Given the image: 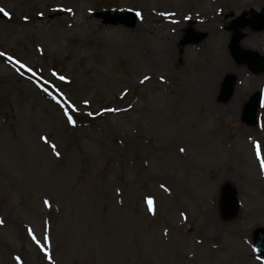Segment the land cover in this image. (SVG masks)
Returning a JSON list of instances; mask_svg holds the SVG:
<instances>
[{"label":"rangeland","instance_id":"rangeland-1","mask_svg":"<svg viewBox=\"0 0 264 264\" xmlns=\"http://www.w3.org/2000/svg\"><path fill=\"white\" fill-rule=\"evenodd\" d=\"M263 5L0 0V264H262L250 247L264 231V70L228 44L236 32L264 58V24L239 17ZM128 8L129 28L92 15ZM186 27L204 37L181 45ZM226 78L236 92L219 101Z\"/></svg>","mask_w":264,"mask_h":264},{"label":"water","instance_id":"water-1","mask_svg":"<svg viewBox=\"0 0 264 264\" xmlns=\"http://www.w3.org/2000/svg\"><path fill=\"white\" fill-rule=\"evenodd\" d=\"M93 16L95 17H99L103 19V22L105 24L110 23V24H118L121 23L123 24V26L125 27H132L134 25V23L136 22L137 19V13L131 9H128L127 11H122V12H100V11H95L93 13ZM255 19V18H253ZM187 34H186V38L184 40V42H182V44L188 43V42H195V41H199L202 37V35L199 36H194L191 34L190 29H186ZM237 44V40L234 39L231 41V51L232 53L238 58H241V54H239V49H238V45ZM247 59L249 60V64L250 66H253L254 69L256 71H261L264 68V62L259 60L257 58V56L255 55H250L247 54ZM261 61V62H260ZM231 84H232V79H227L223 86H222V92H221V99H225L226 97H228L231 93ZM259 95L258 93H255V95L253 96V101L250 108V113H245L243 115V119L248 122L249 124H254L255 123V112H256V106L258 104L259 101ZM248 108V107H247ZM223 193H227V196H225L224 200H225V206L228 207L229 209V215H233L236 213V207L238 206V202L237 200L234 198L233 194L231 193L232 190L230 189V187L228 185H225L223 188ZM224 206V207H225ZM259 246H260V253L262 254L263 258H264V242L259 241Z\"/></svg>","mask_w":264,"mask_h":264},{"label":"bare ground","instance_id":"bare-ground-1","mask_svg":"<svg viewBox=\"0 0 264 264\" xmlns=\"http://www.w3.org/2000/svg\"><path fill=\"white\" fill-rule=\"evenodd\" d=\"M261 3H264V1L263 0H260V5H261ZM264 6V5H263ZM232 11H234L235 10V6H233L232 7V9H231ZM245 11V9H243V12ZM239 45H241V47H243V48H245V49H251L252 47L251 46H249L250 44H248V43H244V41L242 40V41H240V43H239ZM153 53V52H152ZM161 59L162 61L163 60H165V57L164 56H159V55H155L154 53L152 54V57H151V60H153L155 63L158 61L157 59ZM177 58H178V56L174 53V57H173V59H176L177 60ZM231 62L229 63V65L228 66H226L225 67V69H230V68H232V66H231ZM211 81H208V83L204 86V87H202L201 89H203L202 90V94L201 95H203L204 96V99H209L210 97H209V95H207V94H209V91L210 92H212V90H211ZM234 91L236 92V89L234 88V90H233V93H234ZM209 97V98H208ZM220 200H221V196H220ZM221 202H222V200H221ZM214 215L215 214H213V213H211V218H210V220L212 219V220H215L216 221V218H214ZM213 217V218H212ZM217 222V221H216ZM218 223H220V222H218ZM221 224V223H220ZM222 225H223V223H222ZM224 226V225H223Z\"/></svg>","mask_w":264,"mask_h":264},{"label":"snow or ice","instance_id":"snow-or-ice-1","mask_svg":"<svg viewBox=\"0 0 264 264\" xmlns=\"http://www.w3.org/2000/svg\"><path fill=\"white\" fill-rule=\"evenodd\" d=\"M69 11H71L70 9H69ZM0 13H3L5 16H8L9 15V13L8 12H6L5 11V9L4 8H0ZM0 55H5L4 53H0ZM9 59H11L10 57H9ZM16 63H20V61H16ZM21 67H26L25 65H23V64H21ZM28 71L29 72H31L32 71V69L31 68H28ZM61 80H64V79H66L65 77H63V76H61V77H59ZM145 79H148V77H145ZM65 115H68L67 114V112H65ZM68 121H69V123H75V121L72 119V117L69 115L68 116ZM180 151L181 152H183L184 151V149L183 148H181L180 149ZM57 155H59V153H57ZM262 166H264V162H262ZM45 203L47 204L48 202L47 201H45ZM150 205L152 204V201L151 200H149V202H148ZM0 223H3V221L2 220H0ZM29 233L31 234V230H29ZM33 239H35V236H33ZM37 243H40L39 241H37ZM17 260H19L20 258L19 257H17L16 258ZM49 259H50V257H49Z\"/></svg>","mask_w":264,"mask_h":264}]
</instances>
